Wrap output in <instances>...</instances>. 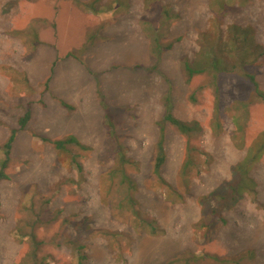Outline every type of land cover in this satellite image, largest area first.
Here are the masks:
<instances>
[{
	"label": "rangeland",
	"instance_id": "374dc122",
	"mask_svg": "<svg viewBox=\"0 0 264 264\" xmlns=\"http://www.w3.org/2000/svg\"><path fill=\"white\" fill-rule=\"evenodd\" d=\"M234 23L252 26L264 47V0H0V167L17 129L9 177L0 181V264H26L22 231L34 221L44 240L41 264H264V156L251 171L256 196L236 193L245 149L234 146L225 109L247 99L252 86L239 73L219 74L223 129L215 134L213 88L204 74L189 80L183 66L200 50L203 31L214 37L216 24L224 33ZM248 69L264 88V56ZM167 109L197 122L198 131L181 134L164 120ZM160 126L169 185L154 173ZM263 129L257 101L246 144ZM68 135L89 148L70 145L61 156L44 140ZM188 140L198 165L186 184L180 169ZM121 149L135 161L125 170L136 182L139 216L112 176ZM174 190L184 201L170 200ZM151 221L162 233H150Z\"/></svg>",
	"mask_w": 264,
	"mask_h": 264
},
{
	"label": "trees",
	"instance_id": "16d2710c",
	"mask_svg": "<svg viewBox=\"0 0 264 264\" xmlns=\"http://www.w3.org/2000/svg\"><path fill=\"white\" fill-rule=\"evenodd\" d=\"M84 7L90 10H96L94 6L89 3H84ZM164 13L167 16L169 10L164 9ZM218 29H215V36L212 37L213 32L210 30H205L200 35L201 48L195 54L194 60H186L183 64L185 73L187 74L188 79L196 75L204 74L208 78V87L213 88V94L215 96V106L213 109V117L211 120L212 131L215 134H219L223 129L221 121V110H220V85H219V74L221 73H239L244 77L252 86V92L247 99H237L233 101L230 105L225 107L229 110L232 115V121L235 125V130L232 134L233 144L236 148L245 149V155L243 158L236 164L235 170L237 173V184L234 188V191L239 194L248 193L250 195L256 196L257 194V182L253 178L251 171L254 166L262 159L264 156V129L260 131L255 138L247 145L246 144V126L249 120L250 114V105L254 102L261 101L264 102V88L261 86V83L257 77V74L248 69L249 65H254L264 56V47L256 40L254 29L249 25H239V24H229L226 31L220 29V26L216 24ZM214 40V41H212ZM157 42V40H156ZM157 44V43H156ZM158 45V44H157ZM172 45L170 44L168 48ZM190 99L195 102L197 101V91H193L190 95ZM68 108H72L70 104L63 103ZM31 118V111L28 110L26 113L19 119L20 128L24 129ZM164 120L169 122L177 128V130L187 136L188 138L195 134L198 131L197 122H187L176 117L169 109L166 110L164 115ZM17 129H13L8 140L4 143L3 149L5 152V158L1 162L0 167V181L3 179H8L9 175L6 172V168L11 161V149L13 142L16 138ZM44 140L51 141L54 144V147L57 149L58 153L63 156L65 153H69V146L74 145L81 150H87L89 147L82 143L76 136L68 135L64 138H58L50 140L44 138ZM156 157L154 162V173L161 181L167 185L161 175V169L163 164L166 162V152H165V127L160 126V135L156 144ZM185 158L180 169L181 177L186 179L187 184V174L195 168L197 163V148L193 146L188 140L185 148ZM204 153V152H203ZM71 165L76 167L80 174L83 173V164L77 158V156H71ZM135 161L126 154V151L121 149L117 153L116 166L112 171V176H118L123 184L126 185L127 189V201L132 212L139 216V210L136 209L138 204L137 198L134 196L133 192L136 191V182L129 175L126 170V165H133ZM185 184V185H186ZM175 196H170L172 201H184V194L174 190ZM37 222H29L31 225V230L29 232H23V236H28L29 241V250L24 256L23 262L26 264H41L39 257V250L44 243V240L38 238L36 233V224ZM143 226L145 223L143 221ZM149 225L152 226L150 233H162V229L156 230L157 226L154 222H150ZM145 226L147 230L148 227ZM83 247V246H82ZM78 248L81 250V248ZM83 257V256H82ZM171 262L161 263V264H170Z\"/></svg>",
	"mask_w": 264,
	"mask_h": 264
}]
</instances>
